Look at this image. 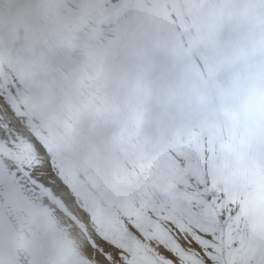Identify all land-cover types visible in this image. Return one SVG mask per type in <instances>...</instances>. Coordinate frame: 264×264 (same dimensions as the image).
<instances>
[{
	"label": "rangeland",
	"instance_id": "obj_1",
	"mask_svg": "<svg viewBox=\"0 0 264 264\" xmlns=\"http://www.w3.org/2000/svg\"><path fill=\"white\" fill-rule=\"evenodd\" d=\"M211 23L218 43L234 53H221L233 68L228 76L226 59L208 40ZM39 34L50 43L30 44ZM4 54L32 86L16 100L17 114L28 115L26 130L40 123L34 134L60 150L69 177L73 198L45 206L39 229L14 225L20 236L45 237L43 226L53 228L55 241L41 249L46 261L64 264L69 225L83 234L81 211L99 218L133 210L145 181L172 179L179 171L173 151L209 153L250 223L264 232V153L254 148L258 134L249 125L264 122V0H0ZM127 94L134 103H124ZM256 131L264 141V127ZM106 180L127 196L118 201ZM0 230L6 264L2 224ZM17 252L28 264L24 249Z\"/></svg>",
	"mask_w": 264,
	"mask_h": 264
},
{
	"label": "snow or ice",
	"instance_id": "obj_2",
	"mask_svg": "<svg viewBox=\"0 0 264 264\" xmlns=\"http://www.w3.org/2000/svg\"><path fill=\"white\" fill-rule=\"evenodd\" d=\"M0 74V224L6 264H52L37 246L38 232L20 236L15 226L36 224L57 199L71 200L61 152L43 136L26 133L15 101L26 85L14 61ZM20 110H23L21 106ZM179 171L167 182L145 181L133 210L97 217L83 213V255L63 253L64 264H264V232L249 221L233 189L217 174L209 153L173 151Z\"/></svg>",
	"mask_w": 264,
	"mask_h": 264
},
{
	"label": "bare ground",
	"instance_id": "obj_3",
	"mask_svg": "<svg viewBox=\"0 0 264 264\" xmlns=\"http://www.w3.org/2000/svg\"><path fill=\"white\" fill-rule=\"evenodd\" d=\"M226 4H228V3H226ZM226 4H225V6H226ZM220 5H221V3H220ZM222 7V6H221ZM229 11V10H228ZM214 13V12H213ZM198 14V13H197ZM229 14V13H228ZM208 15V14H207ZM206 18H208V17H206ZM236 19V18H235ZM218 20V19H217ZM204 24V23H203ZM231 26V25H230ZM230 26H228V27H230ZM202 27V26H201ZM232 27V26H231ZM195 28V27H194ZM202 29V28H201ZM196 30V29H195ZM198 30V29H197ZM216 31H219L218 30V27L215 25V24H213V23H211L210 25H209V27L206 29V32H207V34H208V40L211 42H213L214 43V49H216V52H217V55H218V57L221 59V62H222V58L224 57V60L226 59V61H223V63L225 64V66H226V72H227V76H228V74L229 73H231V72H233V68L231 67V66H229V59H228V56H221V53H227V54H234L232 51H229V52H226V50L224 49L225 47H224V44H222V43H218V36L216 35L217 33H216ZM195 33V32H194ZM193 33V34H194ZM233 33V32H232ZM197 34V33H196ZM195 36V35H194ZM192 38L194 39V37H193V35H192ZM199 40V39H198ZM195 41L196 40H190V43H195ZM196 43H197V41H196ZM240 48V47H239ZM233 49V48H232ZM209 55V54H208ZM9 56L6 54H4L2 57H0V59L3 61V64H1L0 63V74H3V72L4 71H6L5 69H4V67L6 66V67H8V65H7V63L5 62L6 61V59L8 58ZM211 57H214L213 56V54H211ZM260 62V61H259ZM204 63H209L208 61H204ZM261 63V62H260ZM264 63V62H263ZM222 64V63H221ZM240 64H242V63H239V65ZM223 65V64H222ZM243 67H244V65H243ZM242 67V68H243ZM246 67V66H245ZM264 67V66H263ZM249 68V67H248ZM244 69V68H243ZM263 69V68H262ZM251 70V69H250ZM239 72V71H238ZM245 72V71H244ZM243 72V73H244ZM242 73V72H241ZM240 73V74H241ZM235 73H233V75H234ZM239 74V73H238ZM230 76H232V75H230ZM236 76V75H235ZM240 77V76H239ZM244 77V76H243ZM245 77H247V76H245ZM251 77V76H250ZM216 78V77H215ZM175 79V78H174ZM217 79V78H216ZM231 79V78H230ZM236 79V78H235ZM238 79V78H237ZM247 79V78H246ZM60 81H62V80H60ZM175 81L176 82H178L179 80L178 79H175ZM231 81V80H230ZM242 81V80H241ZM255 81V80H254ZM232 82H234V80L232 81ZM242 83H243V81H242ZM250 83V82H249ZM248 83V84H249ZM235 84V83H234ZM244 84V83H243ZM242 84V85H243ZM258 84V83H257ZM250 85V84H249ZM253 85V84H252ZM244 86V85H243ZM254 86V85H253ZM31 83H30V85H28V86H26L25 87V89H26V92H30L31 91ZM47 87L52 91V93H55V91L51 88V85L48 83V85H47ZM46 87V88H47ZM244 87H246V85L244 86ZM47 88V89H48ZM254 89V88H253ZM24 90V89H23ZM70 91L71 92H73V93H75L71 88H70ZM257 102H259V101H256V103ZM263 104V103H262ZM15 105H17V101H15ZM260 105V104H259ZM263 106V105H262ZM262 106H261V108H262ZM258 109H257V111H262V109L264 110V108H260L261 110H259V107H257ZM255 109V108H254ZM257 113V112H256ZM63 114H65V113H63ZM261 114V113H260ZM260 114L258 113V115L260 116ZM261 116H262V114H261ZM260 116V117H261ZM22 117H24L25 119H27V117H28V115H22ZM65 118L67 117L66 115L64 116ZM258 117V116H257ZM262 117H264V116H262ZM261 117V118H262ZM259 119V118H258ZM258 119H257V121H258ZM263 119V118H262ZM187 120V119H186ZM260 121H261V119H259ZM247 121V120H246ZM247 122H249V121H247ZM263 122V121H262ZM264 123V122H263ZM263 123H261L260 124V122L258 121V122H254V121H251V123H249V125L250 124H252L253 125V127L254 128H256V130L259 128V129H262L264 126H263ZM181 124V123H180ZM22 125H23V129H24V131L26 132V133H35L36 131H38L40 128H41V125H40V123L39 124H37V125H35L32 129H30V130H26V126H25V124H23L22 123ZM263 126V127H262ZM249 128V127H248ZM36 129V130H35ZM252 129V128H251ZM248 130H250V128L248 129ZM256 130H254V132H256L257 134H258V136H257V139L255 140V142L253 143V146H254V148L255 149H257V148H259V151L260 152H263L264 153V141H262L261 140V135L259 134V130L258 131H256ZM182 131H184V128L181 126V125H179V131L178 132H182ZM250 131H252V130H250ZM263 131V130H262ZM261 132V131H260ZM166 134V133H165ZM165 136V135H164ZM166 138H168V140H169V136H166ZM105 184V183H104ZM106 184H107V186L111 189V190H113V189H115V190H117L118 191V193H119V195H120V198H119V200L118 201H120L121 199H123V198H125L126 196H127V193L122 189V187H116V186H114V185H112L108 180H106ZM123 187H125L126 188V186H125V184L123 185ZM79 215L81 216V215H83V212L81 211L80 213H79ZM56 217V216H55ZM81 222H82V232H83V229H84V220H83V218L81 219ZM70 226V228H69V230H67V239L64 241L65 242V246H64V248H65V252H71V253H73V255H83V253H84V250H85V248H86V244L85 243H82V239H81V237H80V234H79V232L77 231V229L74 227V226H72L71 224L69 225ZM44 228H45V237H46V239H45V237H41L40 235H38V239H37V241H36V243H37V246H39L41 249L43 248V246H44V242L45 243H48V242H50V243H48L49 245H51V243L53 242V241H55V239H54V234H53V228H51L50 227V225H48V224H45L44 226H43ZM1 231V230H0Z\"/></svg>",
	"mask_w": 264,
	"mask_h": 264
},
{
	"label": "clouds",
	"instance_id": "obj_4",
	"mask_svg": "<svg viewBox=\"0 0 264 264\" xmlns=\"http://www.w3.org/2000/svg\"><path fill=\"white\" fill-rule=\"evenodd\" d=\"M49 40L43 34L36 35L30 41V44H34L35 46L39 47L41 45L49 44ZM135 102V97L132 94H127L124 100L126 104H132ZM159 102V101H158ZM178 102V101H177Z\"/></svg>",
	"mask_w": 264,
	"mask_h": 264
}]
</instances>
